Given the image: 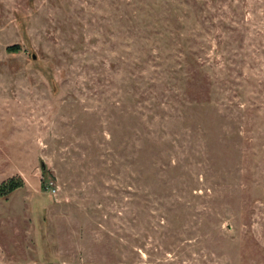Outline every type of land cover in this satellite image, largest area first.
Returning <instances> with one entry per match:
<instances>
[{"label": "rangeland", "instance_id": "1", "mask_svg": "<svg viewBox=\"0 0 264 264\" xmlns=\"http://www.w3.org/2000/svg\"><path fill=\"white\" fill-rule=\"evenodd\" d=\"M0 264H264V0H0Z\"/></svg>", "mask_w": 264, "mask_h": 264}, {"label": "trees", "instance_id": "2", "mask_svg": "<svg viewBox=\"0 0 264 264\" xmlns=\"http://www.w3.org/2000/svg\"><path fill=\"white\" fill-rule=\"evenodd\" d=\"M18 185L19 182L17 180L9 179L7 182L0 184V193H7Z\"/></svg>", "mask_w": 264, "mask_h": 264}]
</instances>
